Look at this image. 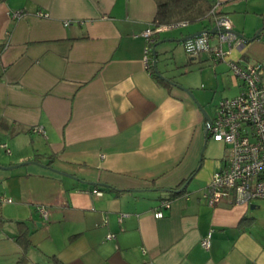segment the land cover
I'll return each mask as SVG.
<instances>
[{
    "label": "crops",
    "instance_id": "crops-1",
    "mask_svg": "<svg viewBox=\"0 0 264 264\" xmlns=\"http://www.w3.org/2000/svg\"><path fill=\"white\" fill-rule=\"evenodd\" d=\"M210 1L242 45L224 44L226 60L191 55L196 67L208 63L192 73L204 83L211 72L207 90L194 91L191 74L159 71L213 118L211 93L228 82L234 90L221 98L240 90L228 61L264 65V0ZM18 9L26 15L12 19ZM155 13V0H0V165H15L0 168L10 199L0 201V264H264V199L202 197L225 144L218 152L205 135L189 94L154 76L153 50L145 65L141 32ZM209 21L178 37L162 29L155 43L210 30ZM207 35L217 43L218 30ZM31 162L40 165L13 171Z\"/></svg>",
    "mask_w": 264,
    "mask_h": 264
},
{
    "label": "built area",
    "instance_id": "built-area-1",
    "mask_svg": "<svg viewBox=\"0 0 264 264\" xmlns=\"http://www.w3.org/2000/svg\"><path fill=\"white\" fill-rule=\"evenodd\" d=\"M209 14L218 27L217 43L212 44L209 36L202 34L185 42L186 51L193 56L206 51L215 60H226L228 51L223 45L231 47L234 43L241 46L243 40L232 32L230 19L216 12V5ZM25 15L24 9H18L12 11L10 17L18 19ZM36 15L48 17L49 13L37 11ZM184 23L186 22L181 24ZM167 27L150 25L141 32L145 38L144 63L149 69L154 35ZM5 46L6 44L3 45ZM228 65L232 75L240 82V90L235 96L218 101L208 127L209 136L225 144L223 165L212 173L209 183L202 191L203 199L210 205L219 203L222 199L234 205H246L254 199H264V65L243 64L239 60H229ZM33 131L42 130L35 127ZM2 146L10 153L6 143ZM4 200L10 201L9 198L0 196V201ZM163 206L168 207L169 201L163 199L161 207ZM37 209L47 218L48 211L43 205H38ZM154 216H163L161 208L154 212ZM210 235L209 232L200 241L205 249L210 246ZM110 236L112 235L108 237Z\"/></svg>",
    "mask_w": 264,
    "mask_h": 264
},
{
    "label": "rangeland",
    "instance_id": "rangeland-1",
    "mask_svg": "<svg viewBox=\"0 0 264 264\" xmlns=\"http://www.w3.org/2000/svg\"><path fill=\"white\" fill-rule=\"evenodd\" d=\"M209 18H204V19H200V20H196V21H191V22H187L184 24H178L175 25L173 27L168 28L166 31H164L161 36H180V32H187L189 31L194 25H210ZM158 48H162V51H159L158 54V63H157V68L158 70H161L162 72H164L165 74L169 75L172 78H176L177 80H182V77L184 76H189L190 77H194V82L197 83L196 85H194L192 87V89L194 91H203V90H207L209 86H212L211 84H208V82L211 80V77L208 75H211V72L209 70H206L205 73V77H203L204 83L201 79H199L200 77L198 76H194V74L192 75L193 72H195L196 70H198L200 66H203L205 64L208 63H200L197 67L196 65H193V63H191V55L186 51L185 46L183 45V42H179V41H166V42H162L158 45H156ZM176 54V56H175ZM197 63V64H198ZM209 66V65H207ZM207 71H209L207 73ZM197 73V72H195ZM227 74V73H226ZM228 75H226L225 77H227ZM228 78V77H227ZM228 82V80H227ZM222 85V84H221ZM225 90L224 94H219L217 95V97H215V99L213 100V94L214 92L211 93L210 97V105L214 104L216 107L217 102L219 101V99L223 96H228L230 95V89L232 87H230V83L228 82ZM214 89V88H213ZM234 89H231V91H233ZM213 107V106H212ZM212 112L214 113L215 111L212 109ZM220 142V141H219ZM217 147H218V152L221 151V142L218 143L217 142ZM43 161H46L47 159L45 157L42 158ZM31 161H36V160H31ZM38 165L40 164H34V163H29L26 165H22L19 166L18 168H14L13 171L18 170V171H23L26 168L29 167H39ZM1 168V167H0ZM6 179L0 180V192H3V186L5 183ZM6 191V190H5ZM3 193H0V195ZM260 199V198H258Z\"/></svg>",
    "mask_w": 264,
    "mask_h": 264
},
{
    "label": "trees",
    "instance_id": "trees-1",
    "mask_svg": "<svg viewBox=\"0 0 264 264\" xmlns=\"http://www.w3.org/2000/svg\"><path fill=\"white\" fill-rule=\"evenodd\" d=\"M155 2L156 13L152 25L168 27L182 22L187 23L210 18L209 11L214 6L210 0H155ZM216 12L218 11L216 10ZM154 76L160 80L156 73H154ZM0 220L2 221V219ZM25 232H27V229H25Z\"/></svg>",
    "mask_w": 264,
    "mask_h": 264
},
{
    "label": "water",
    "instance_id": "water-1",
    "mask_svg": "<svg viewBox=\"0 0 264 264\" xmlns=\"http://www.w3.org/2000/svg\"><path fill=\"white\" fill-rule=\"evenodd\" d=\"M218 30V27L216 25L213 26L212 29L210 30H199V31H196L194 33H191L189 35H186V36H183L179 39H177L179 42H187V40H190V39H193L194 37H197L199 35H202V34H208V33H214L215 31ZM259 33V31H258ZM257 33V34H258ZM170 41H173L174 39H168ZM164 41V40H163ZM162 41H159L157 43H155L154 45V48H153V57H152V67L153 69L155 70V73L163 80L165 81H168L172 84H174L175 86H177L178 88L184 90L187 94H189L193 99L194 101L196 102V104L198 105V107L200 108L201 112L203 113V116L205 118V121H206V129H205V135H207L208 133V127L209 125L211 124V117L208 115L207 111L204 109V107L197 101V99L194 97L193 93L191 92V90L185 86H182L181 84H177L175 82H173L171 79H169L168 77H166L165 75H163L157 68V62H156V50H155V46L160 44ZM33 162H37V161H33ZM38 163V162H37ZM17 166V165H16ZM1 168H11V167H15V165L13 166H2L0 165Z\"/></svg>",
    "mask_w": 264,
    "mask_h": 264
}]
</instances>
